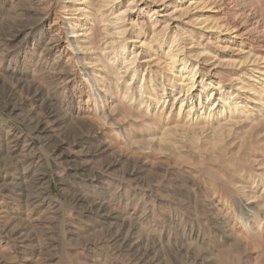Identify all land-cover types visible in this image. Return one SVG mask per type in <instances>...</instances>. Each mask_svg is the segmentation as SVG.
Segmentation results:
<instances>
[{
  "label": "rangeland",
  "instance_id": "1",
  "mask_svg": "<svg viewBox=\"0 0 264 264\" xmlns=\"http://www.w3.org/2000/svg\"><path fill=\"white\" fill-rule=\"evenodd\" d=\"M60 6V0H0V264H264L260 117L229 119L222 152L197 156L182 144L181 156L131 151L115 132L125 126L141 141L151 135L145 122L116 117L119 124L106 127L82 73L65 81L54 70L62 68L52 66L55 56L70 60V30L59 34L51 56L43 52L63 30ZM211 10L214 23L237 27L227 58L264 59V0H223ZM246 78L248 89L252 78L257 92L264 86L262 73ZM52 108L60 124L48 121ZM39 119L47 133L37 132ZM16 132L35 145L23 138L16 147ZM200 136L211 139L210 131ZM250 192L259 197L248 201Z\"/></svg>",
  "mask_w": 264,
  "mask_h": 264
},
{
  "label": "bare ground",
  "instance_id": "2",
  "mask_svg": "<svg viewBox=\"0 0 264 264\" xmlns=\"http://www.w3.org/2000/svg\"><path fill=\"white\" fill-rule=\"evenodd\" d=\"M60 1L64 27L57 28L58 38L44 44L43 52L51 56L60 42L59 34L64 33L65 26L70 30L72 39L65 34L70 60L59 62L61 56H55L52 66L60 63L62 68L54 66V70L65 81L82 73L87 79L84 83L91 89L89 101L106 127L119 124L116 117L130 121L131 125L139 119L145 122L151 135L141 141L125 126L124 133L121 128L115 132L118 141L131 151L138 148L181 156L182 144L190 152L197 149L193 152L197 156L222 152L220 139L228 130V120L237 114L250 113L252 119L260 117L258 126L264 127V86L258 92L252 86L258 82L252 78L254 71L264 74L260 72L264 59L250 53L246 58L226 57L227 48L236 43L238 36L234 35L233 40L231 37L237 27L214 23L209 14L211 7L223 0ZM51 10L48 6L47 12ZM196 10L205 11L206 16H198ZM134 13L143 15L140 19L144 20L131 19ZM195 27L200 30L198 37L194 34ZM249 65L254 70H248ZM51 70L54 71L53 67ZM147 71L149 76L145 77ZM246 77L252 78L249 89ZM253 111L257 116H253ZM59 115L52 108L47 119L60 124ZM44 126V119L37 120V132L47 133ZM207 131L211 134L210 141L200 136ZM14 138L16 147L23 138L30 147L35 145L33 139L20 132ZM257 182L264 187V177L259 175ZM258 197L255 192L244 193L248 201ZM256 225L261 226L259 221Z\"/></svg>",
  "mask_w": 264,
  "mask_h": 264
}]
</instances>
